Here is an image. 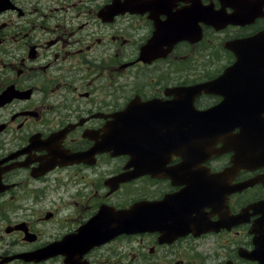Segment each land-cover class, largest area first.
<instances>
[{
    "label": "flooded vegetation",
    "instance_id": "obj_1",
    "mask_svg": "<svg viewBox=\"0 0 264 264\" xmlns=\"http://www.w3.org/2000/svg\"><path fill=\"white\" fill-rule=\"evenodd\" d=\"M114 1L0 0V216L6 221L4 233H15L22 243L15 251L3 250L0 260L85 236L77 243L86 244L81 264H209L207 254L184 243L234 230L240 243L230 253L226 249L232 244H219L227 254L218 264H260L239 252L254 250L255 237L264 250V160L256 161L264 158V0H198L205 7L198 16L190 0H133L126 6L131 11L123 14L108 11ZM217 12L234 20L214 26L201 19ZM169 14L181 22L197 21L180 40L152 41ZM135 26H145L146 32L134 55L125 60L120 52L99 55L107 43L130 44L120 30ZM238 51L244 59L236 76L243 79L239 91L247 96L241 107L228 97L226 108L243 119L225 113L227 125L211 123L209 134L196 136L205 125L194 124L189 108L206 111L224 97L218 91L186 95L181 90L217 79L235 66ZM130 68L134 73L118 82ZM174 102L177 108L168 110ZM132 109L137 111L133 128H149L147 135L133 134L127 122L132 114L124 115ZM245 124L251 130L236 137L233 127ZM131 136L159 138L161 147L172 139L178 153L173 154L172 145L167 149L156 176L131 177L128 161L135 155L114 150L118 139ZM235 158L243 165L238 171L232 170ZM252 180L257 182L247 188L239 185ZM25 188L35 205L42 193L49 194L54 211L43 218L39 211L26 214L18 195ZM167 196L177 202L169 207L176 218L170 226L121 227L125 210L141 203L155 210L153 202ZM9 206H16L12 216ZM103 219L108 229L114 227L108 240L91 239L89 232H103ZM39 224L54 225L59 232L42 242L44 234L35 228ZM175 227L183 229L176 232ZM189 228H199L198 233H184ZM74 246L54 249L53 258L64 264L66 250L78 253Z\"/></svg>",
    "mask_w": 264,
    "mask_h": 264
},
{
    "label": "rangeland",
    "instance_id": "obj_2",
    "mask_svg": "<svg viewBox=\"0 0 264 264\" xmlns=\"http://www.w3.org/2000/svg\"><path fill=\"white\" fill-rule=\"evenodd\" d=\"M146 32L145 26H135L128 29H121L120 33L121 35L131 39L130 44H123L127 45L125 48H123V45L119 46V42H113V43H107V49L103 50L101 48L99 50V55L106 56L108 54H113L115 52H120V55L122 56V60H125L123 56H132L135 54L136 50V44L139 43L141 40L144 39ZM144 34V36L137 38L139 35ZM132 58V57H130ZM135 68H130L127 73H123L117 81L121 79V77L125 75H132L134 73ZM18 195L23 196V203L25 202V209L26 214H29L31 211L37 212L39 211L41 214V218H43L49 211H54V202L52 201L49 194L42 193L41 195V201L38 204H34L33 199L28 197L26 195V188L25 191L20 190L18 192ZM26 195V196H25ZM18 203H14V205H17ZM18 206V205H17ZM10 215L12 216L13 209L16 208V206H9ZM3 214V213H2ZM29 220L34 222V215L29 217ZM6 224V221L2 219L0 216V253L3 250H9V251H15L18 246H20L22 243L18 238V235L15 233H4V226ZM35 228L40 229L42 233L44 234L45 238H42V242L49 241L53 236L57 235L59 230L54 228V225H45V224H39L36 225ZM60 234V233H59ZM238 238V239H237ZM223 242H226L227 244H232V248L228 247L226 249V252H231L236 245H238L239 237L235 235L234 230H232L228 234H222L218 236H206V238H201L198 240V238L195 239V241H189L184 243L185 248H191L194 249L195 252L201 253V254H207L208 256V262L209 264H218L220 261L224 259V256L227 254L226 252H222V250L219 249V244H222ZM49 243V242H48ZM240 243V242H239ZM186 252L190 253V250H185ZM193 252V251H192ZM137 253V252H136ZM144 263L143 259H139L138 263ZM237 263H241L240 259H236ZM29 264V263H24ZM42 264H61L60 259H51L48 261L43 262Z\"/></svg>",
    "mask_w": 264,
    "mask_h": 264
},
{
    "label": "water",
    "instance_id": "obj_3",
    "mask_svg": "<svg viewBox=\"0 0 264 264\" xmlns=\"http://www.w3.org/2000/svg\"><path fill=\"white\" fill-rule=\"evenodd\" d=\"M128 1V0H127ZM122 5V9H120L121 10V12H123V7H124V4H121ZM223 19H224V17H223ZM193 23H194V21L192 22V23H189L188 21H186V20H184V22H182V24H181V31L180 32H178V37H179V39H181V36L183 35V34H186L187 33V29L190 27V26H192L193 25ZM154 41H156V42H158L159 43V40H158V38H154ZM224 77L225 76H223L222 78H221V80L222 79H224ZM220 80V81H221ZM223 83V86L221 87L222 88V90H223V92H224V94H225V89H226V82L224 81V82H222ZM221 83V84H222ZM221 84H220V86H221ZM208 86L207 85H201V86H197V87H195L194 88V90H196V91H207V88ZM238 92H239V90L238 91H236V92H234V94L236 95V94H238ZM233 94V96H235ZM246 96L247 95H241V94H239V95H237V97L235 96L234 97V102H235V107H241V105L244 103V101H245V98H246ZM249 96H251L250 94H249ZM242 99V100H241ZM239 103V104H238ZM237 114H239V113H237ZM240 115V114H239ZM245 131H250L251 130V128H245L244 129ZM179 145V144H178ZM176 147H177V144L176 143H173L172 144V148L174 149V152H173V154H177L178 153V151L176 150ZM177 148H179V147H177ZM171 149V148H170ZM187 149V148H186ZM105 150H108V149H106L105 148ZM202 152H203V149H202ZM236 158L234 159V163H236V165L233 167V171H238V170H240L241 168H243V165H242V163H240L239 161L241 160V159H237L236 161ZM160 210V208L158 207L157 209H155V214L157 215V212ZM149 212H150V210H149ZM126 215H128V211H125L124 212ZM120 216H121V214H120ZM123 216H125V215H123ZM144 218H145V220H148V221H151V220H153V216H152V213H150V216H144ZM168 219V218H167ZM176 218H173V217H171V218H169L168 220H167V222L168 223H174V220H175ZM187 219V218H186ZM114 222V221H113ZM141 222H143L142 221V219H141V217L139 218V220H138V222L137 223H141ZM161 222V221H160ZM108 227V226H107ZM104 231H106V233L109 231L108 229H105ZM90 233H92V232H90ZM76 238V236L75 237H73L72 239H70V241H73V243H72V245H75L76 247L77 246H79L77 243H79V242H82V238H79V239H75ZM83 241H85L84 240V238H83ZM47 249V248H46ZM45 249H43V250H41V252H43ZM46 251V253H41V255H38V256H36V257H32V256H28V255H24V256H22V258H24V261H40V260H43V259H46V258H48V257H50V254L48 255L47 253V250H45ZM47 254V255H46ZM75 255H70L69 256V258H70V261L72 262V263H74V259H73V257H74ZM77 256H78V254H77ZM39 257V258H38ZM35 258V259H34ZM39 259V260H38Z\"/></svg>",
    "mask_w": 264,
    "mask_h": 264
}]
</instances>
